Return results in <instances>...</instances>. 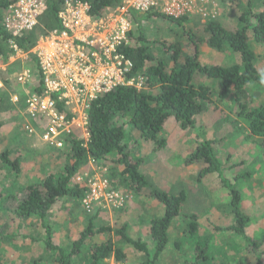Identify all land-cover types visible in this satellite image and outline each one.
Listing matches in <instances>:
<instances>
[{
	"label": "rangeland",
	"instance_id": "374dc122",
	"mask_svg": "<svg viewBox=\"0 0 264 264\" xmlns=\"http://www.w3.org/2000/svg\"><path fill=\"white\" fill-rule=\"evenodd\" d=\"M263 5L264 0H220L217 19L192 16L182 23L163 15H145L142 24L146 45L151 56L156 59L155 63L164 62L170 58L165 45L179 43L186 49L185 46L189 44L193 53L194 46L190 39L193 37L199 49V61L203 65H242L240 53L230 46L225 45L220 51L210 46L209 32L205 28L208 22L218 21L228 31L235 32L245 26L240 20L242 13H259ZM114 11L110 9L107 14ZM251 29L248 31L249 46L256 55L255 66L263 71L264 45L255 40ZM131 34L132 31L130 45L138 36L135 32L133 39ZM186 50L191 54L190 50ZM13 58L5 64L0 62V77L7 73L10 79L8 85H5L1 78L0 153L7 151L12 161H18L21 173L15 174L7 164L0 162V259L3 260L2 264H60L59 253L45 250V231L40 219L35 216L19 218L10 211V205L7 204L6 198L11 194H21L26 185L40 183L42 177L51 173L56 176L63 174L68 164V149L71 148V144H66L68 149L65 146V150H59L43 140L45 124L39 116L27 112L26 103L29 94L35 92L34 85H39L40 78L28 64L30 56ZM25 70L33 72V82L28 85L18 81ZM134 78L133 83L135 81L139 89L146 88L147 80L144 76ZM196 83L212 87L214 94H211V98L214 101L210 100L209 110L200 116L194 128L182 129L175 119H170L161 132V137L167 141L165 148L158 149L155 141H144L140 132L131 124L125 127L128 149H131L134 156L144 158L142 169L146 171L150 183L171 195H186L182 216L173 221L170 243L157 264H256L257 257L264 264V147L260 142L246 140L249 129L242 120H235L233 112L237 106L234 101L230 97L219 99L221 81L208 80L201 75ZM247 99L250 107L264 105V86L255 83L249 85ZM28 126L34 129L33 133ZM85 136L82 128H75L69 139L83 140ZM212 139L219 140L214 143V153L222 165V179L218 178L216 172L201 176L206 167L205 162L187 164L198 147ZM122 168L111 162L90 160L85 168L76 173L83 176L87 173L90 177L99 173L102 179L109 181L111 189L127 198L122 206L117 207L105 202L86 206L83 202L85 194L81 199L74 196L62 198L47 220L53 230L54 242L65 254L72 253L74 240L86 228L90 218L97 215L94 220L97 233L92 242L101 243L109 235L114 243L123 247L128 256L126 262H116L110 258L108 264H142L146 260L142 252L118 236L117 230L123 225L127 227L126 233L134 241L146 243L149 254L153 255L155 244L152 224L155 219L163 217L164 207L151 196L150 191L136 193L128 187L115 185ZM72 182L84 187L75 177ZM231 185L241 193V210L249 218L246 235L260 244V248L254 251L241 235L231 229L235 225L229 193ZM192 214L197 216L199 225L195 234L187 232L190 223L187 216ZM102 226L111 227L110 234L98 232ZM90 260L89 244L72 256L73 264H89Z\"/></svg>",
	"mask_w": 264,
	"mask_h": 264
},
{
	"label": "trees",
	"instance_id": "16d2710c",
	"mask_svg": "<svg viewBox=\"0 0 264 264\" xmlns=\"http://www.w3.org/2000/svg\"><path fill=\"white\" fill-rule=\"evenodd\" d=\"M47 8L39 19V24L31 31L23 32L13 37L4 27V13L13 0H0V62L7 63L15 54L10 43H13L24 52H30L37 41L51 31L62 30L59 20V12L65 0H44ZM88 3L90 13L94 18L104 17L108 10L115 9L121 5V0H79ZM145 15L160 16V12L138 13L130 11V20L133 25L131 37L133 44L124 46L123 52L132 62L133 68L130 78L142 75L146 78V88L139 89L137 86H118L110 92L100 96L90 103L88 132L89 141L69 140L71 148L68 149V164L64 167L63 174L56 176L54 173L42 177L40 183L26 185L22 193L11 194L7 199L10 211L19 218L38 217L42 222L45 238L44 246L48 252H57L61 255L60 264H73L72 256L78 254L83 247L89 244L91 260L89 264H108L107 260L114 258L116 262H126L127 253L123 247H119L109 235L101 243H93L92 239L97 233L94 220L90 218L86 228L74 240L73 251L65 254L54 242L53 230L48 222L53 209L57 203L65 197L74 196L81 199L86 189L74 185L73 177L78 171L90 162V160L101 163L111 162L121 165V173L118 174V187H128L134 192L150 191L151 196L164 207V215L157 218L152 224V235L154 239L153 255L149 254L148 245L141 241H134L126 233V225L117 230L118 236L123 241L133 245L140 253L146 256L142 264H157L160 256L170 243V229L173 221L182 216V207L186 202V195H171L165 191L155 188L149 181L144 166V158L133 155L126 144V124H131L141 134L144 141H155L158 149L165 148L166 138L161 137L165 124L170 119H175L182 129L188 130L198 125V119L208 111V103L214 100L212 87L197 84L196 79L203 75L212 81H221L222 86L218 92L220 100L230 97L237 108L233 113L235 120H241L247 124L249 129L246 140L260 142L264 147V105L250 107L247 99V87L253 83L264 86V70L260 71L255 66V53L249 46L248 31L252 28V34L258 43L264 45V5L259 13H242L240 20L244 27L235 32L228 31L218 21L207 23L205 30L209 32L208 43L216 50H222L225 45L230 46L235 52L240 53L242 65L224 67L221 65L206 66L199 61V49L195 45V39L191 37L194 46L193 53L189 49L181 47L179 43L165 45L166 52L170 55L169 61H158L151 56L149 47L146 45L143 20ZM165 18V15H163ZM171 19L182 23L188 19ZM190 42V43H191ZM191 43V44H192ZM185 49V50H184ZM28 64L39 76V65L36 58L30 55ZM154 61V62H153ZM153 62V63H152ZM1 78L8 85L9 75L3 73ZM156 88V90H155ZM150 89V90H149ZM43 92V83L37 89ZM215 94L214 96H216ZM211 100V101H210ZM229 120V119H228ZM234 123V122H233ZM219 140L204 141L195 153L187 160V164L205 162L206 167L201 176L216 172L218 178H224L221 162L214 153V143ZM131 148V147H130ZM65 150V148L63 149ZM117 154V156H113ZM0 162L7 164L15 174L21 173L18 161H12L7 151L0 153ZM220 174V175H219ZM232 215L235 225L231 227L241 235L254 251L260 248V244L246 235V226L249 218L241 210L242 196L237 188L230 186ZM189 219L187 232L195 234L199 230L197 216L192 214ZM111 227L102 226L98 232L110 234ZM0 259V264H2ZM59 261V262H60ZM256 264H263L261 258L257 257Z\"/></svg>",
	"mask_w": 264,
	"mask_h": 264
},
{
	"label": "built area",
	"instance_id": "2783aa9c",
	"mask_svg": "<svg viewBox=\"0 0 264 264\" xmlns=\"http://www.w3.org/2000/svg\"><path fill=\"white\" fill-rule=\"evenodd\" d=\"M220 0H121L114 12L94 18L88 3L65 0L59 12L62 30L40 38L30 52H24L11 41L13 57L33 55L39 65L40 82L27 98V112L39 116L45 124L42 136L46 144L63 149L75 128L85 131L89 141L90 103L118 86H137L130 78L133 65L123 52L128 46L132 22L130 11L160 12L171 19L200 17L215 20ZM47 5L44 0H13L4 13V27L13 36L33 30ZM18 81L33 82V72L23 71ZM43 92L38 93L40 83ZM138 87V86H137ZM0 88L3 82L0 77ZM139 88V87H138ZM31 133L34 129L28 126ZM82 140V139H81ZM80 141V140H78ZM93 162L95 160L92 159ZM99 173L90 177L78 174L75 180L84 184L86 206L94 203L123 205L127 196L120 195ZM83 186V185H82Z\"/></svg>",
	"mask_w": 264,
	"mask_h": 264
},
{
	"label": "clouds",
	"instance_id": "9594fccd",
	"mask_svg": "<svg viewBox=\"0 0 264 264\" xmlns=\"http://www.w3.org/2000/svg\"><path fill=\"white\" fill-rule=\"evenodd\" d=\"M262 79H264V78H262Z\"/></svg>",
	"mask_w": 264,
	"mask_h": 264
}]
</instances>
